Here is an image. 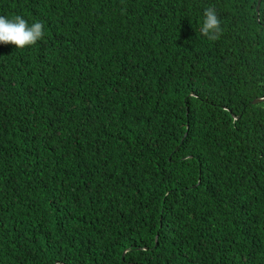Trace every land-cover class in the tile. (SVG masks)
I'll use <instances>...</instances> for the list:
<instances>
[{
    "label": "trees",
    "instance_id": "1",
    "mask_svg": "<svg viewBox=\"0 0 264 264\" xmlns=\"http://www.w3.org/2000/svg\"><path fill=\"white\" fill-rule=\"evenodd\" d=\"M256 5L0 0L45 28L0 45V264H264Z\"/></svg>",
    "mask_w": 264,
    "mask_h": 264
},
{
    "label": "clouds",
    "instance_id": "2",
    "mask_svg": "<svg viewBox=\"0 0 264 264\" xmlns=\"http://www.w3.org/2000/svg\"><path fill=\"white\" fill-rule=\"evenodd\" d=\"M200 34L209 41H215L222 34L221 20L214 6L204 9L203 20L200 25ZM45 39L44 23L28 20L20 15L9 18L0 15V45H13L23 50L35 46Z\"/></svg>",
    "mask_w": 264,
    "mask_h": 264
},
{
    "label": "water",
    "instance_id": "3",
    "mask_svg": "<svg viewBox=\"0 0 264 264\" xmlns=\"http://www.w3.org/2000/svg\"><path fill=\"white\" fill-rule=\"evenodd\" d=\"M260 0H257V5H256V9L258 10V4H259ZM259 100H264V96H260V97H255L252 101H259Z\"/></svg>",
    "mask_w": 264,
    "mask_h": 264
}]
</instances>
